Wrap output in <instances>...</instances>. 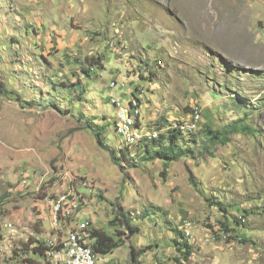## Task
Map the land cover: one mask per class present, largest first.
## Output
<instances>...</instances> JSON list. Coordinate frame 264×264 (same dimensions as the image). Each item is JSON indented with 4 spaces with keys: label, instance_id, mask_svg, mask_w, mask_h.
<instances>
[{
    "label": "rangeland",
    "instance_id": "1",
    "mask_svg": "<svg viewBox=\"0 0 264 264\" xmlns=\"http://www.w3.org/2000/svg\"><path fill=\"white\" fill-rule=\"evenodd\" d=\"M0 84V264H56L26 246L64 240L65 193L88 200L64 225L122 239L97 264H264V0H0ZM132 96L157 139L200 112L166 170L113 126Z\"/></svg>",
    "mask_w": 264,
    "mask_h": 264
},
{
    "label": "bare ground",
    "instance_id": "2",
    "mask_svg": "<svg viewBox=\"0 0 264 264\" xmlns=\"http://www.w3.org/2000/svg\"><path fill=\"white\" fill-rule=\"evenodd\" d=\"M116 105V116L114 120V128L117 134L124 139L125 145L128 147L136 146L138 143L143 141L144 139L147 140H156L158 137V133H143L139 131L141 128L140 123V101L138 97L132 96L129 101V111L120 103L115 102ZM124 114L125 117L128 119L125 127V121L121 120L120 114ZM200 112L195 111L189 120H187L186 124H182V121L178 123H173L169 127H166V131L175 130L180 131L183 134H189L194 126L195 123L199 120ZM186 126V127H185ZM143 127V126H142ZM191 127V128H189ZM144 130V129H143ZM87 187H91V185H87ZM84 188V186H83ZM81 191V190H80ZM89 191H93L92 187ZM71 192V191H70ZM87 197L84 198L82 195H77L76 193L73 194H62L59 196V201L55 207L53 220L54 225L60 224L64 225L67 221L74 219L75 214L80 209L79 201L81 205L86 204ZM81 225L76 224V227L73 229H69L65 232L66 237L63 241L61 239L58 242H50L48 243L49 249L45 252L47 256H53L55 258L56 264H73L72 263V243L80 242L82 240L84 242V251L86 252L87 256L92 258V263L97 264V255L94 253V250L89 245V241L87 237L89 236L90 227L88 223H84V227L81 228ZM71 228V227H70ZM187 236L189 233L186 234ZM76 253H83V245H76ZM99 256V255H98ZM168 263V262H167ZM168 264H178L175 261H171Z\"/></svg>",
    "mask_w": 264,
    "mask_h": 264
},
{
    "label": "trees",
    "instance_id": "3",
    "mask_svg": "<svg viewBox=\"0 0 264 264\" xmlns=\"http://www.w3.org/2000/svg\"><path fill=\"white\" fill-rule=\"evenodd\" d=\"M84 72L89 74L88 69H84ZM2 85L0 84V96L5 95V91L1 90ZM112 125V124H111ZM164 126V125H163ZM149 129L150 126H147ZM84 128L90 130L99 147L104 149L105 144L103 143V131L105 130L104 126H97L93 123V121H85L84 123ZM238 129L234 125H228L226 129L222 131H217L213 130L209 127L204 129V135L207 137V139L212 142V143H221V144H227L229 142V135L232 133H237ZM180 131H175V130H170L160 136L159 139L157 140H151L149 142L142 141L140 142L143 145V148H145L146 152L148 151V144H153L155 145L156 142L163 141L162 146H165L166 148L163 149L161 146L157 148L155 147L156 150H154L155 156H158L160 159L164 161L163 164V169H167V164L169 160H173L177 157H180L183 153V150H177V152L174 151L173 148L177 146V141L180 139L181 135ZM139 143V144H140ZM138 144V145H139ZM167 144V145H166ZM137 145V146H138ZM180 152V153H179ZM171 153V155H169ZM111 157H113L111 153ZM119 210H117L118 212ZM122 215V214H121ZM122 219V224L126 228L128 235L126 239H130L134 234L138 232V229H134V227L131 226V224L128 222V220L125 218L124 215L121 216ZM113 224V223H112ZM117 237V238H116ZM122 239L120 238L119 235L114 234V235H109L107 234L104 230L102 229H90L89 231V245L92 247L94 250L95 254L98 255H106L112 253L116 248L121 246ZM49 249L48 245H43L42 243H39L37 241H30L27 242L26 250L28 252H31L33 256L39 255V256H45V252ZM187 249V247H186ZM146 252V248H135L133 246H130V261L137 262V257L141 256V253Z\"/></svg>",
    "mask_w": 264,
    "mask_h": 264
},
{
    "label": "built area",
    "instance_id": "4",
    "mask_svg": "<svg viewBox=\"0 0 264 264\" xmlns=\"http://www.w3.org/2000/svg\"><path fill=\"white\" fill-rule=\"evenodd\" d=\"M121 116V120L125 121V127H126V123L128 122V119L125 117L124 114L119 113ZM186 127V126H185ZM191 128V127H189ZM81 187L83 188V185H81ZM57 199H58V194L54 195L49 202V205H54L56 207V203H57ZM85 221V219H84ZM84 227V223L81 226V228ZM76 245H83V253H76ZM72 263L73 264H93L92 263V258L90 256H87L86 252L84 251V242L82 240H80V242H74L72 243Z\"/></svg>",
    "mask_w": 264,
    "mask_h": 264
},
{
    "label": "crops",
    "instance_id": "5",
    "mask_svg": "<svg viewBox=\"0 0 264 264\" xmlns=\"http://www.w3.org/2000/svg\"><path fill=\"white\" fill-rule=\"evenodd\" d=\"M145 112H146V109H145ZM114 118H115V116H114ZM105 121H107V120H105ZM140 123H141V117H140ZM141 125H143V124L141 123ZM143 141H145V142H149V141H151V140L144 139ZM141 142H142V141H141ZM138 144H139V143H138ZM138 144H137V145H138ZM137 145H136V146H137ZM58 193H59V192H58ZM49 197H50V196H49ZM42 200H45V199H41V201H42ZM46 200H49L48 197L46 198ZM83 205H85V204H83ZM81 211H86L87 214H86L85 217H83V216H79V220H78V221H77L78 218L76 217V224H79V223H77V222H80V219H81V220L86 219L85 221L89 222L88 224H90L91 229H92V228H94V229H102V228H98V227H97V224L92 225V224H93V222H92V220H91L92 216L90 215V213L92 212V210L87 211V210L84 209V210H81ZM89 212H90V213H89ZM94 221H95V219H94ZM87 222H84V223H87ZM80 224H82V223H80ZM60 226L62 227L63 230H66V231L69 230L70 227L72 228V226H71L70 224L60 225ZM90 226H89V227H90ZM93 226H94V227H93ZM73 228H74V227H73ZM102 230H103V229H102ZM139 244H140V243H138V244L136 243V244H134V245L132 244V246L135 247V248H138V249H139L140 247H137V246H141V245H142V244H140V245H139ZM158 246H159V244H158V245L155 244V248L158 247ZM118 248H119V247H118ZM116 249H117V248H116ZM116 249H115V250H116ZM156 249H158V248H156ZM115 250H114V251H115ZM114 251H113V252H114ZM113 252H112V253H113ZM145 253H146V252H145ZM110 254H111V253H110ZM105 256H109V254H107V255H105ZM142 258H143V255L139 258V261H140Z\"/></svg>",
    "mask_w": 264,
    "mask_h": 264
}]
</instances>
